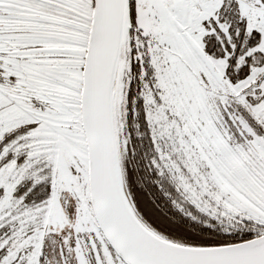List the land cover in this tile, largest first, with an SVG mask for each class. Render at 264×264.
<instances>
[{"label":"snow or ice","instance_id":"6c2138e0","mask_svg":"<svg viewBox=\"0 0 264 264\" xmlns=\"http://www.w3.org/2000/svg\"><path fill=\"white\" fill-rule=\"evenodd\" d=\"M0 264H264V0H0Z\"/></svg>","mask_w":264,"mask_h":264}]
</instances>
